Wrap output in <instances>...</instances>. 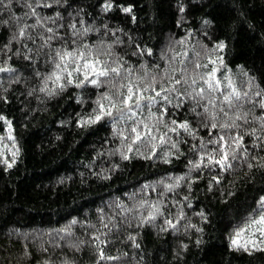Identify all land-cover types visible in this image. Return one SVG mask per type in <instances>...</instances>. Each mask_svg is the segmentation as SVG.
<instances>
[{
	"label": "trees",
	"instance_id": "16d2710c",
	"mask_svg": "<svg viewBox=\"0 0 264 264\" xmlns=\"http://www.w3.org/2000/svg\"><path fill=\"white\" fill-rule=\"evenodd\" d=\"M179 2L186 5L185 13L179 12L178 0H116V7L107 12L101 8L103 0H70L71 7L61 3L50 8L41 6L39 11L44 16L61 13L54 19L61 25L58 31L63 39L54 43L75 48L85 40L95 44L118 39L120 42L113 44V50L123 57L125 67L133 66V71L138 70L142 61L149 67L159 65L163 69L161 51H166L170 41L182 36L196 52L202 51L197 42L211 47L216 39H225V67L218 75L230 69L237 86L245 90L246 78L242 72L247 71L259 86L256 90L264 89V0ZM124 5H131L133 11L123 12ZM0 8H3L0 21H9L0 23V48H3L15 29L12 14L19 16L27 9L18 0H13L11 9L0 0ZM76 9L81 13H76ZM77 15L85 21L78 27L93 25L99 31L73 36L67 25ZM205 16L214 24L203 25ZM181 18L182 22L177 23ZM27 22L32 23L33 18L28 17ZM186 29L192 31L186 34ZM39 39L21 38L0 52V61L10 57L9 63L16 70L15 74L0 71V114L11 121L15 137L13 145L8 124L0 119V160L11 158L10 149L14 146L20 150L11 168L0 163V264L45 261L49 264H264V247L249 250L251 245L232 246L230 240L239 228L244 229L242 240L250 236L264 240L257 219L264 213V207L257 203L264 195V169L247 166L249 162L255 164V160L233 161L230 169L192 168L189 162L195 153L191 145L199 141L183 130L173 133L162 129L169 140L178 141L179 151L164 142L158 143L155 152H150L149 144L136 142L128 158H122L119 146L123 141L113 135L112 118L90 127L75 123L79 116L91 113L96 97L107 85L67 84L53 94L41 91L44 74L51 72L54 65L43 55L38 60L33 56V61L24 56L25 46L35 48ZM137 46L152 48L153 52L137 55ZM203 55L201 63H204ZM185 58L191 60L195 53L189 49ZM69 67H75L71 60ZM36 72L41 75H35ZM77 76L82 78L83 74L74 73V78ZM62 79L66 82V74ZM53 83L47 81L48 87ZM4 96L6 100L2 99ZM242 106L255 116L264 112L252 101H245ZM191 107L187 104L166 115L171 119H190L196 127L198 117L189 111ZM242 123L259 128V121L249 119ZM197 131L205 138L209 135L202 123ZM245 135L250 156H264L261 147L252 144L256 140L264 145V140ZM170 150L175 155L161 159ZM217 175L222 177L221 181L209 187L211 178ZM176 176L182 177L179 183L174 182ZM167 184L174 187L166 188ZM145 199L164 201L162 207L170 217L175 218L182 211L183 216L175 221L178 227L162 231L163 216L143 226L134 219L125 223V216L131 218V213L122 216L116 201L133 208ZM98 209L114 218V222H109V242L103 248L105 255L116 257L115 260L99 258L94 245L89 243L91 232L99 228ZM201 210L207 219L200 218ZM72 217L79 222L70 223ZM252 220L257 222L252 224ZM66 227L71 231L65 233ZM127 233L136 237L135 242L129 240ZM100 238L105 239V235ZM181 243L187 244V248H181ZM25 248L30 255H23Z\"/></svg>",
	"mask_w": 264,
	"mask_h": 264
},
{
	"label": "snow or ice",
	"instance_id": "6c2138e0",
	"mask_svg": "<svg viewBox=\"0 0 264 264\" xmlns=\"http://www.w3.org/2000/svg\"><path fill=\"white\" fill-rule=\"evenodd\" d=\"M12 2L13 0H3L4 7L11 9ZM18 2L27 11L21 12L19 16L12 14L15 29L9 43L0 48V52L8 49L12 42L21 41V38L33 40L35 37H39L37 47L28 48L25 46L24 56L28 61H33V56L38 60L43 55L46 61H51L54 65L51 72L44 74L45 80L42 82L41 91L53 94L60 88L66 87L67 84L107 85V89L96 97L91 113L79 116L75 123L78 126L90 127L102 123L106 118H112V128L115 130L113 135H118L123 141L119 146L122 158H128L129 153L134 150L133 145L136 142L149 144L150 152H155L158 143L164 142L170 143L173 149L179 151L178 141L169 140L167 132L162 129L173 133L183 130L193 140L199 141L198 144L191 145V149L195 153V158L189 162L192 168L230 169L233 166V161L255 160V164L249 162L247 166L250 169H264V156L251 157L250 150L245 147V134L259 136L264 140V112L260 116H255L249 111H245L242 106L245 101H252L254 106L258 104L261 109H264V89L256 90L259 86L255 84V78L247 71L242 72L246 78L244 81L245 90H241L237 86L230 69L222 75H218L220 69L225 67L223 59V52L227 47L225 39H216L211 47L202 41L197 42L202 51L196 52L191 42L182 36L179 40L170 41L167 50L161 51L160 55L165 62L163 69L159 65L149 67L142 61L138 70L133 71V66L125 67L123 57L113 50V44L120 42L118 39L111 42L100 40L95 44H89L85 40L75 48L54 43L63 39L58 31L61 25L56 24L54 19L59 18L61 13L57 11L51 16H44L40 13L39 8L41 6L46 8H50L51 5L59 6L61 3L71 7L70 0H18ZM114 7H116V0H103L101 5L105 12ZM177 7L180 13H185L186 5L184 3L178 0ZM0 11H3V8H0ZM122 11L130 13L133 8L131 5H124ZM76 13L80 14L81 10L76 9ZM28 17L33 18L32 23L27 22ZM48 22H52L51 27L48 26ZM181 22L182 18L177 21V23ZM0 23L7 24L9 21L4 20ZM84 23L85 21L77 15V18L72 20L67 27L71 28L72 35L77 37L88 32L99 31L93 25L78 27V24L84 25ZM202 24L213 25L214 21L205 16L202 18ZM102 27L107 28V25ZM33 30H36L34 35ZM191 31V29H186V34ZM177 47L180 48L179 52L176 51ZM189 49L195 53V58L191 60L185 58ZM152 52V48L141 49L137 46V55L151 54ZM202 53L204 54V63L200 62ZM9 59L10 57L0 61V71L7 70L15 74L16 70L9 63ZM69 60L75 65L74 68L69 67ZM74 73H82L83 77L74 78ZM63 74H66V82L62 79ZM35 75L40 76L41 73L36 72ZM101 77L103 79H100ZM49 80L54 81L51 88L47 84ZM2 99L6 100L7 96ZM77 99H81V97H77ZM187 104L192 105L189 111L198 117L196 127H193V121L190 119H171L166 115L172 109L186 107ZM169 105L172 107L169 108ZM0 119H4L8 124V135L15 145L11 121H8L2 114H0ZM249 119L254 122L259 121V128L249 127L242 123ZM201 123L204 126V131L209 133L207 138L200 136L197 131ZM252 144L261 147V150L264 151V145L258 141L253 140ZM10 150L11 158L0 160V163L6 164L9 168L16 162L20 151L15 146ZM135 151L138 155L141 154L138 149ZM170 155H175V152L171 150L165 152L161 159H167ZM196 178L193 177V179ZM181 179V176H176L174 182L179 183ZM221 179L222 177L219 175L212 177L209 187H212L213 183H219ZM165 187L172 188L174 184H167ZM163 203L164 201L150 202L145 199L135 203L133 208H126L123 201H116L122 216L131 213V218L125 216V223H131L134 219L137 225L143 226L145 223L152 224L156 217L163 216L165 227L161 228L162 231L166 228H177L178 224L175 221L183 216V212H178L175 218L170 217L163 209ZM257 203L264 207V195L259 197ZM97 211L100 215L99 228L95 229L94 226L95 230L91 232L89 243L94 245L99 258L115 260L116 257L106 256L103 248V245L109 242L107 239V234L110 231L109 222H114V218L105 215L102 209ZM198 215L201 219H207L203 210ZM257 219L261 225L258 231L261 236H264V213H261ZM78 222L76 217H72L70 220V223ZM256 222L257 220L251 221L252 224ZM115 227L119 228V225H115ZM191 227H195V225H191ZM100 229H103L104 232L101 233ZM197 230L200 231V229ZM63 231L67 233L71 229L66 227ZM243 231L242 228L236 229V234L230 237L232 246L249 248L251 245L249 250L264 247V240H258L255 236L242 240ZM102 234L105 235V239L100 238ZM127 235L130 241L135 242L136 237L132 233H127ZM79 243L83 244L84 241H79ZM180 246L187 248V244L181 243ZM23 255H30L27 248ZM42 264H49V262L45 261Z\"/></svg>",
	"mask_w": 264,
	"mask_h": 264
}]
</instances>
